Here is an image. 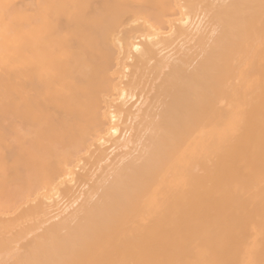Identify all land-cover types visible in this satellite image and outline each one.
<instances>
[{
    "label": "bare ground",
    "instance_id": "bare-ground-1",
    "mask_svg": "<svg viewBox=\"0 0 264 264\" xmlns=\"http://www.w3.org/2000/svg\"><path fill=\"white\" fill-rule=\"evenodd\" d=\"M0 264H264V0H0Z\"/></svg>",
    "mask_w": 264,
    "mask_h": 264
}]
</instances>
